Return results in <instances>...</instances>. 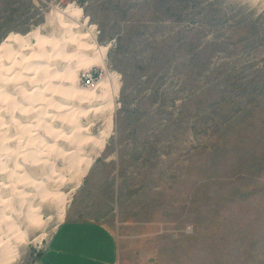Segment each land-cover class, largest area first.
<instances>
[{
    "label": "rangeland",
    "instance_id": "374dc122",
    "mask_svg": "<svg viewBox=\"0 0 264 264\" xmlns=\"http://www.w3.org/2000/svg\"><path fill=\"white\" fill-rule=\"evenodd\" d=\"M67 11L77 24L69 52L49 61L57 81L4 70L0 56V264H32L70 208L112 230L122 263L264 264V0H0V45L34 31L60 39L52 15ZM90 69L98 79L83 87ZM81 100L71 116L54 106ZM78 128L88 140L60 167L50 146L65 151Z\"/></svg>",
    "mask_w": 264,
    "mask_h": 264
},
{
    "label": "bare ground",
    "instance_id": "6f19581e",
    "mask_svg": "<svg viewBox=\"0 0 264 264\" xmlns=\"http://www.w3.org/2000/svg\"><path fill=\"white\" fill-rule=\"evenodd\" d=\"M62 13H65L64 14V16H62ZM74 13H69L68 11L67 12H59V13H55V14H53L52 15V17H53V19L55 18V19H57V20H59V26H61V27H63L64 28V30H63V36L60 38V39H57V38H55V37H51L50 39H48V38H45V37H43L42 35H40L39 34V32L38 31H34V32H30V33H28V34H26L25 36H21V35H15V34H10L4 41H3V43L0 45V56H2V57H4V58H6V59H8L9 60V67H7V68H5L4 70H12L13 72H16V74L18 75L19 73H24V74H28V73H30L29 71H26V70H28V69H33V70H36V71H38V74H39V79H40V77L42 76V78H44L45 79V77L48 79V76H51L52 78L54 77L55 78V76L57 75V73L56 72H53V73H50L48 70H52L51 68H50V63H49V61H50V59H51V56H53V55H59V54H65V52L67 53V52H69V48H71L72 47V39L74 38L72 35H73V29H76V26L74 25V24H77V20L76 19H74ZM76 18H77V16H76ZM78 19V18H77ZM75 33V32H74ZM77 33V32H76ZM78 38V40H81V39H84L85 41L87 40V39H90V40H93V36L91 35V33H87V34H83V35H77V36H75V38ZM74 41V40H73ZM82 41V40H81ZM83 42V41H82ZM80 44V43H79ZM47 45H49V47L50 48H46L45 46H47ZM15 46V47H14ZM84 46V44H80V45H77V47L74 49L76 52H75V54H78L79 52V50L80 49H82V48H84L83 47ZM100 48V47H99ZM84 51V50H83ZM47 52H49V54L47 53ZM81 52V51H80ZM51 53V54H50ZM104 53H105V48H101L99 51H98V56H97V58L99 57V59L101 60V59H103V56H104ZM66 56H70L69 54H67ZM73 56V55H72ZM76 56V55H75ZM77 57V56H76ZM66 58V57H65ZM65 58H64V61H65ZM74 58V57H73ZM56 59V58H55ZM96 59V58H95ZM71 60H72V58H71ZM36 61H39V64H34L33 62H36ZM55 61V60H54ZM63 61V60H62ZM69 61V60H68ZM30 62V63H29ZM66 62V61H65ZM52 63L53 64H55L53 61H52ZM67 63V62H66ZM65 63V64H66ZM63 64H64V62H63ZM71 64V63H70ZM52 66V65H51ZM62 66V65H61ZM67 66V65H66ZM39 69H41V70H39ZM62 69H64V66L62 67ZM17 70H19L18 72H17ZM62 72H68V67H65V70H63ZM4 75H5V73H3ZM7 74V73H6ZM34 74V76H35V74H36V72L35 73H33ZM41 74V75H40ZM8 75V74H7ZM27 76H29V75H27ZM32 78V77H31ZM44 79H43V81H44ZM49 79H50V77H49ZM56 79V78H55ZM55 79H52L53 80V85H54V81H55ZM36 80V79H35ZM46 80V79H45ZM37 81V80H36ZM56 81H57V79H56ZM35 82V81H34ZM38 82V81H37ZM33 83V85H32V88H33V90H35V91H37L38 90V86H39V83ZM42 82V81H41ZM61 82V81H60ZM30 83H32L31 81H30ZM47 83H49L48 81H47ZM56 83V82H55ZM50 84V83H49ZM62 84V83H61ZM24 85V84H23ZM25 85H26V83H25ZM55 85H57V84H55ZM63 85V84H62ZM65 85V84H64ZM63 85V86H64ZM40 86H41V83H40ZM45 87H47L46 85H45ZM44 87V88H45ZM52 87V86H51ZM57 87V86H56ZM56 87H54L55 89H56ZM16 88V87H15ZM58 88V87H57ZM50 89V88H49ZM1 90V89H0ZM29 90V89H28ZM40 90V89H39ZM59 91H60V89H58ZM58 90H56V92L58 91ZM6 91V90H5ZM16 91V90H15ZM30 91V90H29ZM55 91V90H54ZM32 93L31 94H34V96L36 95V94H38L37 92H34V91H31ZM48 92V91H47ZM66 92H70L71 93V91H67L66 90ZM73 92V91H72ZM76 92H78L77 90L75 91V92H73V95H74V93H76ZM115 92H116V89H115ZM5 93V92H4ZM60 93H62V92H60ZM22 94V93H21ZM25 94V93H24ZM26 94H28L27 93V91H26ZM44 94V93H43ZM46 94V93H45ZM54 94V93H53ZM57 94V93H56ZM64 94V93H63ZM72 94V93H71ZM83 95V97H80V98H82V100H83V98L85 99V97H86V99H87V97L89 98L90 97V92H86V91H79V93H78V95ZM30 95V94H29ZM47 95H49V94H47ZM55 95V94H54ZM66 96H68L67 94H65ZM72 95V96H73ZM85 95V96H84ZM16 96H18V95H16ZM16 96H15V98H16ZM31 96V95H30ZM41 96H42V94H41ZM53 96V95H52ZM71 96V97H72ZM75 96V95H74ZM76 96H77V94H76ZM29 96L27 95V98H28ZM44 97V96H43ZM69 97H70V94H69ZM18 98H20V97H18ZM30 98V97H29ZM42 98V97H41ZM51 98V97H50ZM59 98V97H58ZM75 98V97H74ZM86 99L84 100L85 102H86ZM90 99V98H89ZM13 100L15 101V104H17L16 103V100L13 98ZM24 100H25V98H24ZM28 100V99H27ZM81 100V102L82 103H78L77 105H74L73 103L72 104H69V103H67L66 101V103H64V104H59V103H57V104H54V106H56V108H58V110H59V112H62L63 113V111H65V112H68V113H70V116H71V113H74L75 112V114H76V111L77 110H79L80 108H77V107H80V106H82L85 102L84 101H82ZM12 101V100H11ZM13 101V102H14ZM19 101V100H18ZM22 101H23V96H22ZM48 101H49V99H48ZM47 101V102H48ZM57 101H59V102H62L63 103V100L62 101H60V100H57ZM69 101H72V100H69ZM74 101V100H73ZM90 101V100H89ZM23 102H25V101H23ZM43 102V101H39V103L36 105V107L37 106H41L42 104L41 103ZM79 102H80V100H79ZM27 103V102H26ZM29 104H30V102H28ZM27 103V104H28ZM53 103V102H52ZM87 103V102H86ZM3 104V103H2ZM5 104V103H4ZM8 104V103H7ZM21 104V103H20ZM25 104V103H24ZM91 104H92V101H91ZM19 105V104H18ZM18 105H16V106H18ZM23 105V104H22ZM45 105V104H44ZM49 105V104H48ZM87 105V107H89V108H87V109H89L87 112H86V108L85 107H83V108H85V112L87 113V114H90V112H95V111H97L96 109H91V105L90 104H86ZM3 106V105H2ZM7 106V105H6ZM29 105H27L26 107L27 108H29L28 107ZM34 106V105H33ZM33 106L31 107V108H33ZM1 107V106H0ZM4 107V106H3ZM8 107H9V105H8ZM11 107H14V105L13 106H11ZM10 107V108H11ZM21 107V106H20ZM23 107V106H22ZM24 108V109H27V108ZM48 107V106H47ZM50 107V106H49ZM48 107V108H49ZM53 107V106H52ZM15 109H16V107H15ZM24 109H22L21 108V115H22V110H23V112H24ZM36 109L39 111L40 110V108L38 109V107L37 108H35V111H36ZM42 109V108H41ZM114 109V107H113V104L109 107V113H108V122H109V125L111 124V122H110V115H111V112H112V110ZM20 110V109H19ZM56 110V109H55ZM1 111V110H0ZM7 111V110H6ZM27 112L29 111L28 109L26 110ZM31 111H32V113H33V110L31 109L30 110V112H25V113H27V114H25V115H29L30 113H31ZM49 111V110H48ZM53 111V110H52ZM40 112V111H39ZM43 112V111H42ZM54 112V111H53ZM52 112V113H53ZM78 112H80V110L78 111ZM41 113V112H40ZM51 113V112H50ZM49 113V114H50ZM55 113V112H54ZM53 113V114H54ZM57 113V112H56ZM85 113V114H86ZM36 114V113H35ZM39 114V113H38ZM64 114V113H63ZM67 114V113H66ZM40 115V114H39ZM23 116V115H22ZM44 116H45V114H44ZM44 116H42V118L44 117ZM50 117H51V115H49ZM57 116V115H56ZM64 116V115H63ZM62 116V117H63ZM68 116H69V114H68ZM74 116V115H73ZM39 117L40 116H38V118L35 116V118H37L38 120H39ZM45 117H48V114L46 113V116ZM44 117V118H45ZM60 117V116H59ZM49 118V117H48ZM47 118V119H48ZM52 119V118H51ZM58 119V118H57ZM61 119V117L59 118V120ZM65 120H67V118H64ZM53 120V119H52ZM52 120H50V121H52ZM56 120V119H55ZM74 120H76V119H74ZM11 121V120H10ZM13 121V120H12ZM21 121V120H20ZM19 121V122H20ZM31 121V120H30ZM41 121H42V119H41ZM40 120H39V122H41ZM48 121V120H47ZM49 121V122H50ZM17 122H18V120H17ZM22 122V121H21ZM27 122H29V121H27ZM45 122V121H44ZM48 122V123H49ZM58 122V121H57ZM64 122V121H63ZM78 122H79V120H78ZM52 123V122H51ZM65 123L67 124V126L66 127H68V124L69 123H67L66 121H65ZM65 123H64V127H65ZM26 124V123H25ZM47 124V123H46ZM82 124V123H81ZM22 125V124H21ZM49 125V124H48ZM60 125V124H59ZM76 125V124H75ZM31 126V125H30ZM33 126V125H32ZM31 126V127H32ZM51 126V125H50ZM61 127H62V125H60ZM81 126V125H80ZM35 126H33L32 128H34ZM44 127H46V126H44ZM58 127V126H57ZM71 127V126H70ZM77 126H75V128H76ZM50 128V127H49ZM72 128H74V127H72ZM1 129V128H0ZM22 129V128H21ZM21 129H20V131H21ZM55 129V128H54ZM59 129H63V128H59ZM83 128H81V129H79L78 128V130L76 131V129H72L73 131H71V135H70V138H71V140L69 141V140H67L68 138H69V135L68 136H65V138H63L64 139V141L65 140H67L66 141V143H65V145L64 144H62V145H64L63 147H65V151H62V149H61V152L59 151L60 149H59V147H55L56 145L54 144V146H50V144H49V146H50V148L51 149H53V148H55V150H57L53 155L55 156V161H60L59 162V165L58 166H60V165H64V163L67 165L68 163L71 165L72 163H74L76 160H78L79 158H78V155H79V150L81 149V148H78L79 147V144H80V142H82V145H83V142L84 141H86V140H88V137H87V132H85L84 130L86 129V128H84L83 130H82ZM17 130V129H16ZM24 130V129H23ZM28 130V129H27ZM70 130V129H69ZM26 130H24V132H25ZM29 131V130H28ZM31 131V130H30ZM53 131V130H52ZM55 132H53V133H55V135L56 136H58V139H61V138H59V136L61 137V135H63V134H61V130H58V129H55L54 130ZM88 131V130H87ZM32 132V131H31ZM33 133V132H32ZM32 133H31V135H32ZM37 133V132H36ZM36 133H34V134H36ZM39 133V132H38ZM47 133V132H46ZM68 134H69V132H68ZM20 135V134H19ZM43 135V134H42ZM18 136V135H17ZM16 136V137H17ZM38 136V135H37ZM36 136V137H37ZM48 136V135H47ZM55 136V137H56ZM15 137V138H16ZM21 137H23V135L21 136ZM35 137V138H36ZM40 137V136H39ZM63 137H64V135H63ZM107 136L106 135H102V136H100L99 137V139H97V141H95L96 142V144H98L97 146H98V148H102V146H103V144H104V142H105V138H106ZM14 138V139H15ZM54 138V137H53ZM67 138V139H66ZM69 138V139H70ZM49 140H50V138H48ZM42 140H44L43 138H42ZM52 140V139H51ZM54 140V139H53ZM69 141V142H68ZM52 142V141H51ZM56 142H57V140H56ZM60 142H61V140H60ZM60 142H57V143H60ZM34 143V142H33ZM47 143V142H46ZM62 143H63V141H62ZM79 143V144H78ZM22 144H25L24 142L22 143ZM48 144V143H47ZM38 145V144H37ZM60 145V144H59ZM61 145V146H62ZM80 146H81V144H80ZM28 147H30V146H28ZM0 148H2V147H0ZM57 148V149H56ZM25 150H26V148H24ZM47 149V148H46ZM45 149V150H46ZM3 150V149H2ZM28 150V149H27ZM46 151H48V150H46ZM24 152H26V151H24ZM29 152V151H28ZM40 150L39 149H36L35 151H30L28 154H29V158H31V160H35L36 158H40V157H38L39 155H40ZM5 155V154H4ZM41 155H42V153H41ZM13 156L15 157V155L13 154ZM17 158H18V156H16ZM50 157V156H49ZM52 158V157H51ZM54 158V157H53ZM19 160V159H18ZM45 160H47V158L45 159ZM84 160V162L83 163H81V164H83L82 165V167H77V173H76V178H77V180H79L84 174H85V172L87 171V169H88V167L90 166V164H91V162H92V159L91 158H87V159H83ZM13 161V160H12ZM44 161V160H43ZM42 161V162H43ZM82 161V160H81ZM39 162H40V160H39ZM46 162V161H45ZM44 162V163H45ZM58 163V162H57ZM43 164V163H42ZM46 165H47V162L45 163ZM41 165V164H40ZM44 165V164H43ZM42 166V165H41ZM52 166H54V164L52 165ZM61 167V166H60ZM70 168V167H69ZM35 169V168H34ZM63 169V168H62ZM28 171H29V169H28ZM27 171V172H28ZM61 171V170H60ZM67 171V170H66ZM21 172H23L22 170H21ZM54 173V172H53ZM28 174V173H27ZM21 177V176H20ZM74 177V176H73ZM0 178H1V176H0ZM54 180V179H53ZM6 181H9V179L7 180L6 179ZM56 181H58V182H60V179H58V180H56ZM10 182V181H9ZM77 184V183H76ZM19 185H17V187H18ZM25 186V185H24ZM16 188V187H15ZM21 189V188H20ZM21 190H24L23 188L21 189ZM18 191V190H17ZM20 191V190H19ZM17 194V193H16ZM19 195V194H18ZM56 195V194H55ZM20 196V195H19ZM34 212H36V210H34ZM14 259V256H12V257H9L8 256V258H6V259H3V261H2V263L1 264H10V262L12 261Z\"/></svg>",
    "mask_w": 264,
    "mask_h": 264
},
{
    "label": "crops",
    "instance_id": "0c3cea01",
    "mask_svg": "<svg viewBox=\"0 0 264 264\" xmlns=\"http://www.w3.org/2000/svg\"><path fill=\"white\" fill-rule=\"evenodd\" d=\"M32 264H133L120 262L118 241L102 221L78 220L70 208Z\"/></svg>",
    "mask_w": 264,
    "mask_h": 264
},
{
    "label": "built area",
    "instance_id": "2783aa9c",
    "mask_svg": "<svg viewBox=\"0 0 264 264\" xmlns=\"http://www.w3.org/2000/svg\"><path fill=\"white\" fill-rule=\"evenodd\" d=\"M98 79L95 69H90L81 72L79 75V81L83 87H90L94 84V81Z\"/></svg>",
    "mask_w": 264,
    "mask_h": 264
}]
</instances>
